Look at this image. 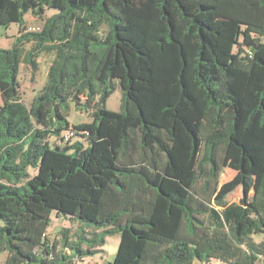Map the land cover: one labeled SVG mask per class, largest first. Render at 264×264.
Instances as JSON below:
<instances>
[{
  "label": "trees",
  "instance_id": "1",
  "mask_svg": "<svg viewBox=\"0 0 264 264\" xmlns=\"http://www.w3.org/2000/svg\"><path fill=\"white\" fill-rule=\"evenodd\" d=\"M27 13L40 32L26 31ZM11 24L20 35L0 49L4 264H76L115 234L109 264H264L253 239L264 236V0H0V27ZM39 53L54 59L28 107L19 70H36ZM71 104L92 121L70 124ZM69 129L74 142L59 146ZM226 168L235 175L220 185ZM52 212L94 231L51 241Z\"/></svg>",
  "mask_w": 264,
  "mask_h": 264
},
{
  "label": "rangeland",
  "instance_id": "2",
  "mask_svg": "<svg viewBox=\"0 0 264 264\" xmlns=\"http://www.w3.org/2000/svg\"><path fill=\"white\" fill-rule=\"evenodd\" d=\"M54 10H47L44 18L55 14ZM23 21L26 27H40L43 26V21L34 18L30 13H27L23 17ZM20 35L19 27L17 24H11L8 28L0 27V49H10L17 38ZM23 48L25 51L31 48L30 44H24ZM54 59L53 53H39L35 58L37 64V69L33 68L27 64H22L19 70V82H20V97L26 106H30L34 97L40 92L42 87L47 81L48 68ZM123 98V92L121 88L117 85L113 93L105 102V108L109 111L118 112L120 111L121 101ZM79 102H83V97H80ZM92 109L90 110H78L74 104L70 105L67 121L70 124L79 123H89L92 121ZM64 133V131L62 132ZM51 145H56L55 138L51 137L49 139ZM74 142V140H72ZM59 146H63L60 144ZM30 176L35 174L34 170H29ZM235 175V172L231 169H224L221 178L220 185L230 181ZM242 198L241 188H236L233 192L226 196V200L229 203L238 202ZM75 221V222H74ZM71 221L69 217L57 216L55 212L50 215V222L47 228V233L49 239L54 241L56 238L60 240V230L68 229V237L71 240H76L79 231L92 232V226L87 223L81 222L79 220ZM254 241L260 242L264 240V236H254ZM120 237L118 234L109 236L105 238V243L101 247V251L92 257L85 258L83 260H78L76 264H109L113 261ZM7 257V252L0 253V264H4ZM207 264H223L219 261L212 260Z\"/></svg>",
  "mask_w": 264,
  "mask_h": 264
},
{
  "label": "built area",
  "instance_id": "3",
  "mask_svg": "<svg viewBox=\"0 0 264 264\" xmlns=\"http://www.w3.org/2000/svg\"><path fill=\"white\" fill-rule=\"evenodd\" d=\"M27 32H40V27H27ZM73 138H75V132L72 129H69L61 134L57 142H60L62 144L70 143Z\"/></svg>",
  "mask_w": 264,
  "mask_h": 264
}]
</instances>
